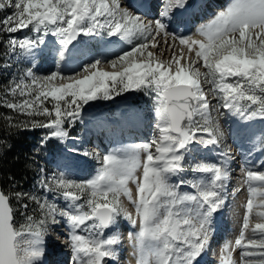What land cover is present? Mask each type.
I'll return each instance as SVG.
<instances>
[{
    "label": "snow or ice",
    "instance_id": "obj_1",
    "mask_svg": "<svg viewBox=\"0 0 264 264\" xmlns=\"http://www.w3.org/2000/svg\"><path fill=\"white\" fill-rule=\"evenodd\" d=\"M185 3L166 0L159 18L146 19L123 0H0V12L13 10L0 20V31L10 34L9 53L19 49L26 56L35 55L49 34L60 45L57 71L38 76L29 68L0 97V107L33 118L20 122L9 118L10 127L47 128L52 137L63 139L65 123H74L84 105L144 85L155 93L157 130L149 142L103 155L101 167L87 181L63 175L42 178L41 186L62 196L66 207L28 193L0 191V264H40L44 237L50 224L60 222L58 217L69 229L66 243L75 264H106L116 259L122 237L118 230L108 236L104 233L116 229L121 217L137 229L128 233L136 264H197L212 237L213 214L226 203L229 171L215 163H195L191 171L206 175L187 182L194 190L191 193L178 190L186 181L174 184L171 178L185 170L190 145H218L223 136L219 123L211 118L201 78L212 86L210 91L223 109L245 120L264 119V0H233L192 36L178 37L169 32L167 19ZM24 29L34 32L35 38L11 36ZM103 35L129 44L133 38L141 42L107 61L111 72L98 67L105 63L101 59L70 75L59 71V63L70 55L78 37ZM168 36L182 46L178 53L168 45ZM158 37L171 48L168 62L159 61L151 50L164 47ZM39 116L46 119H34ZM197 133L206 134L207 139ZM224 155L230 159L227 152ZM244 172L248 199L243 222L235 240L223 246L221 264H264V211L255 212L253 223V199L258 200L255 207L264 208V170ZM13 195L18 202L34 201L39 218L27 214L28 204L22 203L26 222L17 227ZM121 196L134 213L123 205ZM249 230L251 236H246Z\"/></svg>",
    "mask_w": 264,
    "mask_h": 264
},
{
    "label": "bare ground",
    "instance_id": "obj_2",
    "mask_svg": "<svg viewBox=\"0 0 264 264\" xmlns=\"http://www.w3.org/2000/svg\"><path fill=\"white\" fill-rule=\"evenodd\" d=\"M131 1L132 0H123V2L126 5L131 6L132 10L139 12L146 19L159 18V13L163 10L164 5L166 3V0H155V3L150 8L151 11H147L145 13L143 12L142 8L135 6V4L133 5L132 4L133 2ZM193 1L194 0H189V5H191ZM232 2L233 0H212L211 5H209L203 11L199 10V12H196L197 10L195 11L189 10L186 13H178V11H176V9L174 8L172 10L171 16L167 19L168 30L170 33H174L178 37L192 36L194 33H196L198 28L210 23L220 11L225 10ZM155 5L156 6L158 5L156 9H155ZM195 38H199V37H195ZM157 40L158 43L164 47L160 50L158 49H151V50L153 51L154 55H156L159 61L168 62L169 60H171V55H172L171 48L164 45V38L158 37ZM167 40H168V45L174 46V48L178 53L180 51V48L182 47L179 44V41L178 40L173 41L171 36H168ZM49 46H52V50L55 53L57 52V49L60 47L58 43L55 45L48 44L44 47H49ZM80 49L81 48H79V46H77L76 44L75 47L70 46V55L66 56L65 60L60 62L61 66L59 70L62 73L70 75L74 72L79 71L83 65L92 62L95 59H101L102 61H104L106 60V58L115 57L117 52H118L117 54L119 55L124 51L131 50V44H129L127 41L124 42L123 40V43L121 45H116L115 42H113V40L110 39L106 42H103V47H102L103 55L89 56L88 58L87 56H84L83 52ZM185 55H187V53H185ZM181 62L184 63V61ZM98 67L102 68L105 71L111 72V66L106 62L102 63ZM202 87L208 96L209 102L211 103L213 101L210 99L212 93L209 92L210 90L208 91V89H206L204 83L202 84ZM212 109L214 108L212 107ZM226 111L228 114L227 117H228V123L230 125L229 127L231 128L234 134V137L231 138L232 139L231 148L228 149L227 154L228 157H230V159L232 156L236 157L235 154L240 155L244 168L241 169L239 165H237L236 168L234 167L237 163L236 158H232L234 163L232 162L229 163L228 166L229 179L226 182V186L224 190L226 203L221 209H219L216 213L213 214L212 237L208 247L204 251L205 254L202 252L201 256L197 258V264H221V251L223 246L227 242L235 240V238L239 235V230L243 222V220L239 218L241 217L240 215H242L240 214V212L243 211L244 209L241 210L240 208L244 207L242 205L247 203V202L244 203L245 202L244 200H247L248 198L247 197L248 193L247 194L245 193V191L247 190L245 189V187L247 185L243 184L245 179V172H243V170L250 169L253 171H259L264 169V162H261L262 159L260 160V156H259L262 148L260 145H258V141L261 136V133L264 131V119L256 118L253 120H245L242 119L239 115H233L231 111L228 110ZM209 112L212 118V115L214 113L213 111H211V108ZM142 114L143 113L141 110L134 109L132 105H127L122 107L119 110L117 117L116 118L114 117L115 119L112 120L111 119L106 120L99 116L86 117L82 123L85 126V129L88 130L84 132L82 135H80L78 139H74V141L72 142L73 143L78 142V144H80L81 142H83L84 138L91 137L90 135L91 132H93L94 135L98 134L96 138L97 139L99 138V141L95 144V146H93L92 149L97 151V149H99L98 145H100L101 147L100 150L102 155L117 151L128 150L131 149L133 145L149 142L151 138L157 134V130L155 128L156 117L154 115V118L151 119L153 124L150 128H148V124L149 122H151V120L145 122L142 119ZM131 119L133 120L131 121ZM110 124H112L113 126L110 127ZM128 124H130L129 129L125 127L128 126ZM197 136L207 139V135L204 133H198ZM102 142H104V146L102 145ZM199 143L200 142H195L191 146V148L193 150H197V152L200 151L203 155L202 157H205L210 161L217 162L218 165H223L224 167H226L227 163H225V160H230V159L225 157L224 155L225 152L221 150L223 146L220 148V145L218 144V145H208L207 147H205L202 143L201 144ZM190 155L193 159H195L193 153H191ZM55 166L58 167L59 171L63 175L68 176L70 178H86L85 181H87L95 176L92 175L91 172H89L90 171L89 166L85 164V166L81 165L82 168L81 167L77 168V166H74V164L69 160V158H65V157L57 158L55 162ZM240 171L243 173L241 174ZM199 177L201 176L199 175ZM177 180H178V175L173 176L171 178V183L174 184L178 183ZM242 184L245 187H243ZM240 186H242L244 191L243 189L239 191ZM129 187L133 189V193L135 195V185L130 182ZM121 198L124 201V206L127 208L129 207L130 210L131 205L129 204L127 199L123 196H121ZM239 220L241 222H239ZM254 222H255V217H253V223ZM117 226H119V221ZM65 230L66 233H62V235L64 234L66 236L65 238L67 239L69 236V229L67 228ZM115 230L119 231L122 239L120 244L116 246V259L106 260V264H136L135 250L132 242L128 239V233L135 232L137 231V229L133 228L132 225H127L125 229L121 231L118 229V227H116V229L105 230V234L110 235L112 231ZM56 231H57L56 233L60 232L58 230ZM246 236H251L250 230L246 233ZM62 242H63V244L61 245L62 247L60 246L59 249L64 251L67 248V243L65 242V239H63ZM48 244L49 243H47L44 240L43 246L45 247ZM238 252L239 250L237 249V251L233 253L234 258L237 257ZM62 258H63L62 256H58L56 258V261L59 262L61 261ZM68 264H75V261L70 260Z\"/></svg>",
    "mask_w": 264,
    "mask_h": 264
},
{
    "label": "rangeland",
    "instance_id": "obj_3",
    "mask_svg": "<svg viewBox=\"0 0 264 264\" xmlns=\"http://www.w3.org/2000/svg\"><path fill=\"white\" fill-rule=\"evenodd\" d=\"M157 6L155 5V7H157ZM11 11H13V10L12 9H6L5 11L0 12V20H2ZM9 35L10 34H8L7 32L0 31V43H2V44L7 43L8 44ZM11 36L16 37L18 39H23L25 37L35 38L36 34L32 31L28 30V29H24L23 31L11 34ZM110 39L113 40V42H115L116 45H121L123 43V40H120L119 37H117V36L108 37L107 35L97 36V37L80 36L73 43L76 44L77 46H79V48H81L80 50L83 52L84 56H87V58H88L89 56L103 55V53H102L103 42H106ZM44 40H45V43L43 45H41V47L39 49L36 50L35 55L26 56L24 53L19 51V49L17 50V52L15 54L8 53V57H10V60H8L5 63V72H7V75H9V77H10L9 86L12 83V81L19 80L20 77H22L23 74L29 68H31L32 71L38 76L49 75L52 72L57 71L56 70L57 69V60H58L57 54L52 50V46L44 47L48 44L49 45L57 44L58 43L57 38L49 34V35L44 37ZM124 42H125V40H124ZM140 42H141V40L139 38H133L132 43H131V49L134 46L138 45ZM5 52L6 51H3L2 53H5ZM117 53H116V56H118ZM115 57L106 58V60H104V62L107 63V61H110ZM142 60H143V57L140 58V61H142ZM140 61H138V62H140ZM60 66H61V63H59V68H60ZM117 67H119V65ZM111 71H112V67H111ZM201 71H203V69H201ZM62 74H64V73H62ZM65 75H68V74H65ZM201 80H202V84L204 83V86L209 91L212 86L210 84L204 82L203 78H201ZM56 83H59V81ZM6 89L1 91L0 97H3ZM209 92H211V91H209ZM210 99L213 100L211 102L212 106L210 103L211 111H213V113H214L212 115V119L214 121H217V122L219 121L218 122L219 127L223 133L222 139L220 140L219 144H220V147L223 146L222 150L224 152H226V151H228L229 148H231V145H232L231 144L232 143V141H231L232 137H231L228 125H227L226 114H224L222 107H220V104L222 103L221 101H219L217 98L213 97L212 94H211ZM127 105H132L134 109L141 110L143 115L146 116V118L149 119V121H150L155 115V93L150 88H147L144 85H141L139 88H133L132 90L122 92L118 96L114 95L113 98L109 99V100L97 99L95 101H90L89 104L83 106L80 117L78 119H76L74 123H72L71 125L65 123L64 127L67 130V136L63 139L52 137L50 135V129H47V128H42L41 130H43V132H41L39 134H36V135L30 134L29 138H28L30 141V148L27 152L28 159H29L28 160V167H29V172L35 174L36 183L38 186L36 188H34L28 194L35 195L40 200H44L45 198H47L49 201H55L58 204V206L61 208L66 207V202L62 196L58 195L57 193L46 191L41 186V183H40L41 179L46 178L48 180H52L53 178H57V177L63 175L59 171L58 167L55 166V162H56L57 158H61V157L69 158V160L74 164V166H77V168L78 167L82 168L81 165L85 166V164H86L87 166H89L90 169L93 170V171L91 170V174L96 175L98 169L101 167V160H102V156H103L101 153V150H100L101 149L100 145H98L99 146V149H97L98 152L96 150H93V151L88 152L87 155H85V153L82 152L81 148L79 147L78 142L73 143L72 141H74V139H78L80 135H82L84 132H86L88 130V129H85V126L82 123L86 117L99 116V117L104 118L106 120H109V119L112 120V119H115L117 117L119 110L122 107L127 106ZM46 106L51 108L50 104H46ZM212 107L214 109H212ZM11 112L18 115L16 112H14L12 110H11ZM221 113H223V114L221 115ZM22 117H24V116H22ZM27 119H33V118L24 117L23 119H20V121L27 120ZM34 119L43 121L46 119V117L45 116H39V117H34ZM197 119H199V118H197ZM132 120L133 119H131V121ZM152 124L153 123L151 120V122H149L148 128H150L152 126ZM222 124H224V125H222ZM112 126L113 125L110 124V127H112ZM125 127H127L129 129L130 124H128V126H125ZM149 131H151V130H149ZM229 136H230V138H229ZM230 141H231V143H229ZM199 144H201V143H199ZM102 145L104 146V142H102ZM192 145H190V148ZM226 147H227V149H226ZM261 148H262L263 157L261 158L262 160L261 159L260 160H261V162H264V146L261 145ZM191 153L194 154L195 159H193L191 157V155H190ZM235 155L237 157L239 156L237 154H235ZM185 156H186L185 161H184V164L186 163L185 164V170L178 175L177 182H179L180 180H184V181H186V183L184 185H181L178 190L181 193H191L194 190L189 186L187 181H192L194 179L202 178L206 175V174H200V173H193L191 171V167L193 166V163L194 162L197 163V161L198 162H200V161L206 162L207 161L209 163L217 164V162L210 161L207 158L202 157L203 155L200 151L197 152V150H193L192 148L189 152H187L185 154ZM199 159H202V160H199ZM243 172H244V170H243ZM243 172H241V174ZM196 174L197 175L199 174L201 177H199V175L197 177ZM180 175H182V176H180ZM63 176H65V175H63ZM65 177L70 178L68 176H65ZM70 179H73L77 182H83V181H85L86 178H70ZM244 185H246V184H244ZM244 185H243V187H245ZM242 189H243L242 186H240L239 191ZM245 189H247V186L245 187ZM243 191H244V189H243ZM22 193H25V192H22ZM245 193L246 194L248 193L247 190L245 191ZM247 197H248V194H247ZM120 199L124 205V201L122 200V198H120ZM244 201H245L244 203L247 202V200H244ZM253 202H254L253 217H255V212L264 211V208L255 207V205L258 203V200H256V198L253 199ZM22 203L28 204V210H30V213H27V214L34 215V217H36V218H39V216H40V213L37 210V205L34 201H31V200H28L27 198H24L23 200L18 202L16 200L15 196L13 195V198L11 200V204L15 210L14 222L17 225V227H19L20 224H23L26 222L25 216L21 214L23 211V209L21 208ZM245 205L246 204H244L242 206H245ZM128 209H129V207H128ZM240 209L241 210L244 209L243 211L245 212V207H242ZM129 211L134 212V209L131 208V206H130ZM243 211L240 212V214H242V215H240L242 218L240 217L239 219H241V220H243V215H244ZM58 219L60 220L59 223L50 224L49 227L60 231V233H66L65 229L68 228L67 224L65 223L63 218L58 217ZM239 222H241V221L239 220ZM127 225H131V224L129 223V221H127L121 217L119 219V226H117V227L121 231V230L125 229V227ZM82 234L86 235V233H82ZM104 235L108 236L105 233H104Z\"/></svg>",
    "mask_w": 264,
    "mask_h": 264
},
{
    "label": "trees",
    "instance_id": "obj_4",
    "mask_svg": "<svg viewBox=\"0 0 264 264\" xmlns=\"http://www.w3.org/2000/svg\"><path fill=\"white\" fill-rule=\"evenodd\" d=\"M3 51L6 52L2 53ZM8 53V44L0 43V93L9 87L10 83V77L5 72V63L10 60ZM9 118L13 122H20L24 117L14 114L6 107H0V191L6 194L30 193L38 185L35 174L29 172L28 138L30 134L36 135L43 130L10 127ZM27 213H30V210L27 209Z\"/></svg>",
    "mask_w": 264,
    "mask_h": 264
}]
</instances>
